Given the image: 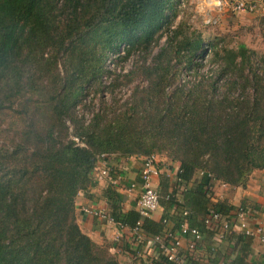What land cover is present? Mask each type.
Returning a JSON list of instances; mask_svg holds the SVG:
<instances>
[{"label": "trees", "instance_id": "obj_1", "mask_svg": "<svg viewBox=\"0 0 264 264\" xmlns=\"http://www.w3.org/2000/svg\"><path fill=\"white\" fill-rule=\"evenodd\" d=\"M177 6L176 0H0V111L21 121L10 148L0 147V264H118L76 223L75 197L91 185L101 156L156 155L178 163L174 183L159 175L156 190L165 208L186 212L171 218L172 233L183 222L203 233L210 207L228 217L231 206L211 202L213 183L243 188L264 169L259 62L242 44L205 47L180 25L151 64L107 84L112 91L141 76L146 84L128 102L102 100L88 119L80 113L89 91L101 88L108 54L148 50ZM207 50L219 62L213 75L173 85L175 61L192 68ZM196 174V187L186 189ZM109 204L113 220L128 229L139 221L146 237L170 232L163 231L166 217L154 222ZM224 241L234 243L229 264H251V237L232 233ZM155 264L174 263L160 255ZM183 264L200 263L186 256Z\"/></svg>", "mask_w": 264, "mask_h": 264}, {"label": "crops", "instance_id": "obj_2", "mask_svg": "<svg viewBox=\"0 0 264 264\" xmlns=\"http://www.w3.org/2000/svg\"><path fill=\"white\" fill-rule=\"evenodd\" d=\"M247 1H249L248 3H257L258 0H245V2ZM141 162L142 156L119 157L110 155L100 158L91 173V185L87 190L78 193L74 201L76 223L80 230L95 244L107 246L109 252L115 256L118 264H143V262L140 259H133L127 256L126 253L121 255L114 254L110 238L115 228L87 215L83 212V208L104 210L109 214L111 211L109 201H115L119 205L120 212L135 211L134 204L140 190L138 174ZM158 168L159 175L166 176L170 184H173L178 163L170 162L162 157L159 158ZM103 169H106L105 175L101 174ZM159 175L152 180L156 190L159 184ZM198 176L199 174L193 176L186 183L185 188H195ZM111 194H116L117 197L112 198ZM176 196L180 199L182 193L179 191ZM211 202H224L231 206L233 210L230 213L237 208H243L247 211V224L251 227L258 225L264 232V169L254 171L243 188L213 183L211 187ZM181 212L180 208L172 207L168 209L159 203L158 208L146 218L154 222H160L162 218L166 217L163 219L166 221L163 231L168 230L171 232V218L178 217ZM204 227L203 233L198 230L201 233V238L195 243L192 253L187 248L191 238L189 236H178L177 230H173V234L179 239L178 253L193 256L197 258L200 264H229L234 247L233 241L218 240L215 230ZM165 233L163 232L162 234ZM129 234L128 230L122 232V244L128 251L132 248ZM234 234L241 233L236 230ZM139 249L147 255V258L157 254L156 248L151 244L149 238L139 246ZM263 254L264 243L256 238H251L248 262L251 264H264Z\"/></svg>", "mask_w": 264, "mask_h": 264}, {"label": "rangeland", "instance_id": "obj_3", "mask_svg": "<svg viewBox=\"0 0 264 264\" xmlns=\"http://www.w3.org/2000/svg\"><path fill=\"white\" fill-rule=\"evenodd\" d=\"M176 1L178 2L176 16L172 19L168 29L159 32L157 42L151 44L148 50L138 48L128 55L121 52L119 56L115 53L108 54L104 62L106 72L100 78V90L96 91L97 89L92 88L83 101L86 108L80 106V113H83L86 119L90 117L91 112H94L93 110L99 108L100 101L117 102L121 105L130 100L135 87L145 86L146 81L137 74L132 76L129 83L122 81L112 91L107 88V84L114 78V75L151 64L154 55L170 36V32L179 25L181 26L180 31L192 34V36L198 35L205 47L208 43H217L218 49H236L240 44L244 45L259 62L257 67L263 72L264 77V7H261L264 0L257 1L253 12L232 11L231 4L234 0H217L214 4L207 0ZM240 2L248 3L249 1L240 0ZM175 42L176 39L171 41L172 44ZM211 52L207 50V54L200 60H196L197 66H192V68L184 67L172 58L171 62L176 63L173 85H189L198 79L207 80L211 77L219 63ZM20 127L21 121L13 117L10 110L0 111V147H4L1 148L2 150L10 148Z\"/></svg>", "mask_w": 264, "mask_h": 264}, {"label": "built area", "instance_id": "obj_4", "mask_svg": "<svg viewBox=\"0 0 264 264\" xmlns=\"http://www.w3.org/2000/svg\"><path fill=\"white\" fill-rule=\"evenodd\" d=\"M219 5H221L220 2ZM262 6L264 7V4H262L261 7ZM255 7L256 2L243 3L234 1L231 4V10L234 12H253ZM69 138L75 143V145L84 147L83 142L77 137L70 135ZM103 157L104 156H101V158ZM158 164L159 157L156 155H147L142 157L141 167L138 174L140 190L134 204L135 212H137L140 218L148 217L158 208L159 196L152 183L153 178L159 175ZM101 174L105 175L106 169H103ZM83 212L115 228L110 238L114 254L121 255L126 253L127 256L133 259L142 260L143 264H155V260L160 255L168 262H172L174 264L184 263L186 255L178 253L179 239L172 232H167L153 237H146L139 229V221L136 222L132 228L128 229L127 227L114 221L113 218L104 210L83 208ZM182 215H186V212L182 211ZM165 222V220H162L163 224H165ZM203 224L207 228L215 230L218 240H223L226 236L235 233L236 230H238L241 234L251 238H256L258 241L264 243V232L262 228L258 225L251 227L247 224V211L243 208H237L230 214V216L223 218L219 213L215 212L210 207L208 209V213L204 217ZM125 230H128L130 233V243L132 248L129 251L126 250L122 244V232ZM177 232L178 236H189L191 238L187 248L188 251L192 253L195 248V243L201 238V233L195 228L188 227L184 222L179 225ZM147 238H149L151 244L154 245L157 251V254L150 258H147V255L139 249V246L146 241Z\"/></svg>", "mask_w": 264, "mask_h": 264}, {"label": "bare ground", "instance_id": "obj_5", "mask_svg": "<svg viewBox=\"0 0 264 264\" xmlns=\"http://www.w3.org/2000/svg\"><path fill=\"white\" fill-rule=\"evenodd\" d=\"M207 1H210L211 4H214V2L217 0H207Z\"/></svg>", "mask_w": 264, "mask_h": 264}]
</instances>
